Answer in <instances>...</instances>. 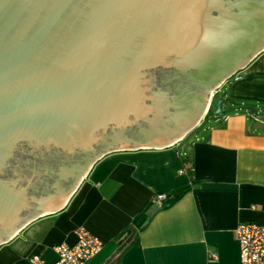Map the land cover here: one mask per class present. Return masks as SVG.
<instances>
[{"label":"water","instance_id":"obj_1","mask_svg":"<svg viewBox=\"0 0 264 264\" xmlns=\"http://www.w3.org/2000/svg\"><path fill=\"white\" fill-rule=\"evenodd\" d=\"M263 50L264 0H0V245L103 156L182 140Z\"/></svg>","mask_w":264,"mask_h":264},{"label":"crops","instance_id":"obj_2","mask_svg":"<svg viewBox=\"0 0 264 264\" xmlns=\"http://www.w3.org/2000/svg\"><path fill=\"white\" fill-rule=\"evenodd\" d=\"M228 87L220 113L212 104L207 124L176 144L99 159L61 210L0 245V264H29L33 254L53 264L54 246L75 244L79 227L105 245L117 243L103 264H238L235 227L264 224V120L255 108L249 126V112L233 103L264 106V50ZM157 193L166 194L159 206Z\"/></svg>","mask_w":264,"mask_h":264},{"label":"built area","instance_id":"obj_3","mask_svg":"<svg viewBox=\"0 0 264 264\" xmlns=\"http://www.w3.org/2000/svg\"><path fill=\"white\" fill-rule=\"evenodd\" d=\"M178 171L183 173L185 168ZM165 199V193H157L153 196L152 202L159 206ZM75 235V244L61 242L54 246L57 258L53 264H88L105 246L95 235L82 227L75 230ZM235 237L239 244L238 264H264V224L253 221L240 222L235 227ZM215 257V253H209V258ZM28 262L44 264L37 254L28 256Z\"/></svg>","mask_w":264,"mask_h":264},{"label":"rangeland","instance_id":"obj_4","mask_svg":"<svg viewBox=\"0 0 264 264\" xmlns=\"http://www.w3.org/2000/svg\"><path fill=\"white\" fill-rule=\"evenodd\" d=\"M234 76H235V75H234ZM234 76H233V77H234ZM233 77H231V78H233ZM214 96H215V97H214ZM227 97H230V91H229V87H228V81L225 82V83H224L222 86H220L219 88H217V90L213 93L212 104H214V105H213L214 109L212 108V112H215V106H216L217 101L222 100V105H224V104H226V102H225L224 99L227 98ZM214 100H215V102H214ZM213 102H214V103H213ZM233 104H236L237 106L239 105L240 109H242L243 111L246 110V111L249 112V116H250V117H249V122H248L249 126H252V124H253V122H254V121H253V117H252V115L254 114V109H255V108H256L255 113H256L257 117H259V118H261L262 120H264V106H263L262 104H261L260 106H256V107L251 106L250 108H247L249 104H245L244 102H242V101H240V100H236V101H234ZM210 107H211V106H210ZM209 109H210V108H209ZM209 109H208L206 115L204 116V118L201 120L202 123H203V127L207 124V120H208V118H205V117H206L208 114L211 113V110L209 111ZM231 111H232V109H231ZM201 128H202V127H201ZM201 128H200V130H201ZM258 129L261 130V131H264V125L259 126ZM185 142H186V141H182V142L180 143V145H181V146H184Z\"/></svg>","mask_w":264,"mask_h":264},{"label":"trees","instance_id":"obj_5","mask_svg":"<svg viewBox=\"0 0 264 264\" xmlns=\"http://www.w3.org/2000/svg\"><path fill=\"white\" fill-rule=\"evenodd\" d=\"M214 102H215V100H214ZM214 102H213V103H214ZM211 107H212V105H211ZM211 107H210L209 111L211 110ZM178 196H179V195L174 196V199H173V200H176V199L178 198Z\"/></svg>","mask_w":264,"mask_h":264},{"label":"flooded vegetation","instance_id":"obj_6","mask_svg":"<svg viewBox=\"0 0 264 264\" xmlns=\"http://www.w3.org/2000/svg\"><path fill=\"white\" fill-rule=\"evenodd\" d=\"M215 97V96H214Z\"/></svg>","mask_w":264,"mask_h":264}]
</instances>
